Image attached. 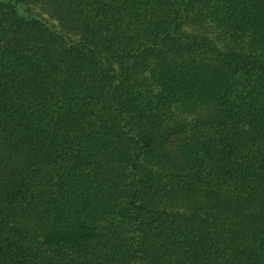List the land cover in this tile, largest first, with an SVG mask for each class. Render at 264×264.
Returning a JSON list of instances; mask_svg holds the SVG:
<instances>
[{"label": "trees", "instance_id": "1", "mask_svg": "<svg viewBox=\"0 0 264 264\" xmlns=\"http://www.w3.org/2000/svg\"><path fill=\"white\" fill-rule=\"evenodd\" d=\"M0 264H264V0H0Z\"/></svg>", "mask_w": 264, "mask_h": 264}, {"label": "rangeland", "instance_id": "2", "mask_svg": "<svg viewBox=\"0 0 264 264\" xmlns=\"http://www.w3.org/2000/svg\"><path fill=\"white\" fill-rule=\"evenodd\" d=\"M49 21H51V20H49Z\"/></svg>", "mask_w": 264, "mask_h": 264}]
</instances>
